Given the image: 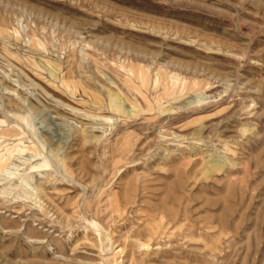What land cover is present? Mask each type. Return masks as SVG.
<instances>
[{
    "label": "rangeland",
    "instance_id": "rangeland-1",
    "mask_svg": "<svg viewBox=\"0 0 264 264\" xmlns=\"http://www.w3.org/2000/svg\"><path fill=\"white\" fill-rule=\"evenodd\" d=\"M0 264H264V0H0Z\"/></svg>",
    "mask_w": 264,
    "mask_h": 264
},
{
    "label": "bare ground",
    "instance_id": "bare-ground-1",
    "mask_svg": "<svg viewBox=\"0 0 264 264\" xmlns=\"http://www.w3.org/2000/svg\"><path fill=\"white\" fill-rule=\"evenodd\" d=\"M102 247H103V249H102L103 251L105 249H108V243L107 242H103Z\"/></svg>",
    "mask_w": 264,
    "mask_h": 264
}]
</instances>
